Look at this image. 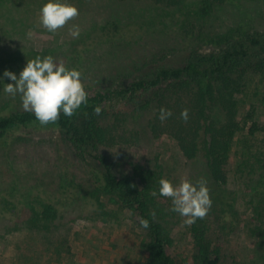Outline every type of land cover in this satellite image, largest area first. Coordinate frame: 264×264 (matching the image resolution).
I'll list each match as a JSON object with an SVG mask.
<instances>
[{
	"label": "trees",
	"instance_id": "1",
	"mask_svg": "<svg viewBox=\"0 0 264 264\" xmlns=\"http://www.w3.org/2000/svg\"><path fill=\"white\" fill-rule=\"evenodd\" d=\"M243 2L250 0H149L154 12L139 21V27L167 23L177 33L186 31L191 46L181 63L156 65L129 82L101 87L85 85L87 104L72 117L61 112L55 124L42 126L34 113L24 109L0 115V142L9 136L24 141L35 134L57 132L61 140L77 149L79 159L87 161L86 170L78 176L57 148L52 169H46L54 176L48 184L50 189L37 186L32 191L33 185L24 181L18 186L13 181L3 196L0 212H9L14 220L11 223L5 220L2 229L48 232L96 209L104 212L101 198L106 197L135 213L140 226L141 218L149 221L148 228L141 226L144 232L140 243L145 253L142 264H175L168 253L173 239L161 216L163 196L158 185V180L164 178L161 164H134L131 172L116 173L108 157L98 151L101 145L122 142L129 132L123 123L127 119L125 113L115 115V122H104L103 118L108 106L125 102L143 112L150 111L154 134L173 137L189 166L204 164L212 200L207 216L216 226L217 238L224 241L239 226L236 201L241 198L242 208L252 212L249 232L257 238L259 234L257 245L263 251L264 139L257 144L254 136L258 130L264 133V124L255 119L254 105L241 118L239 114L240 96L253 75L258 76L262 85L260 104L264 109V31L252 30L237 18ZM9 12L3 9L0 15ZM218 19L222 21L216 22ZM203 45L214 48L201 52L198 47ZM37 56L38 53H33L29 59ZM97 105L102 108L100 115L94 113ZM161 107L172 112L164 122L159 119ZM183 109L188 110L186 122L180 117ZM236 143L237 151L233 149ZM10 153L11 149L6 147L1 156L6 159ZM28 161L31 168L21 170L23 179L38 169L36 162ZM95 162L100 168L95 167ZM246 170L250 178L241 184L235 182L237 186L232 174L236 176ZM16 190L18 195H13ZM154 190L157 195L151 196ZM11 196L14 200H10ZM89 207L91 210H86ZM209 219H198L190 226L193 253L187 264H211L213 256H219L220 244H213L208 237ZM260 257L264 259V253Z\"/></svg>",
	"mask_w": 264,
	"mask_h": 264
},
{
	"label": "rangeland",
	"instance_id": "2",
	"mask_svg": "<svg viewBox=\"0 0 264 264\" xmlns=\"http://www.w3.org/2000/svg\"><path fill=\"white\" fill-rule=\"evenodd\" d=\"M46 2L0 0V12L10 10L6 15H0V115L23 110L19 94L13 97L4 92L6 84L14 83L4 77V72L11 71L18 78L33 53H38L41 58L51 55L56 61L63 60L66 66L82 73L84 85L101 87L129 82L159 64L181 63L190 51L191 43L186 31L177 33L167 23L139 27V21L148 19L154 12L149 0H67L78 8L79 16L55 32H49L39 20L40 8ZM240 10L237 18L241 22L247 23L252 30L264 31V0L243 2ZM220 21L218 19L216 22ZM73 24L80 26L79 38L69 34ZM198 48L201 52H209L214 46ZM18 58L21 61H17ZM261 90L258 76L253 75L240 96L242 113L239 116L241 118L254 105L255 119L263 125ZM119 113H125L127 119L123 123L130 133L126 131L127 135L118 144L98 148L108 157L116 173L131 172L134 164L152 166L157 162L162 166L164 178L173 184H178L182 177L194 183L203 177L208 184L204 164L198 162L193 167L189 166L173 137L166 133L159 136L154 134L150 111L143 112L134 104L118 102L108 106L104 122H115V115ZM254 137V142L260 144L264 139L263 131L258 130ZM6 147L11 149V156L5 159L1 155ZM238 147L236 143L233 149L237 151ZM57 148L69 160L70 169L78 176L83 175L87 161L79 159L77 149L61 140L57 132L35 134L24 141L9 136L0 142V204L13 181L18 182V186L24 181L26 185H33L32 191L37 186L49 188L48 184L54 176L46 169H52L54 149ZM28 160L36 162L38 169L23 179L21 170L31 168ZM94 165L100 168L97 162ZM232 175L233 182L238 184L250 178L247 170ZM12 194L18 195L17 190ZM14 198L11 196L10 200ZM101 199L104 212L96 209L89 215L78 217L71 224L44 233L28 229L4 230L2 225L5 220L11 223L14 217L9 212H0V264H142L145 253L140 239L144 230L138 223L137 215L106 197ZM160 204L163 223L173 239L168 253L175 264H187L193 253L190 226L185 225L184 218L172 211L170 198L163 197ZM236 207L241 222L224 241L217 238L216 226L206 216L209 219L208 237L213 244H220L219 256H213L211 264H262L264 259L260 255L264 250L261 251L257 245L259 234L257 238L248 229L252 212L246 207L242 208L241 198L236 201Z\"/></svg>",
	"mask_w": 264,
	"mask_h": 264
},
{
	"label": "clouds",
	"instance_id": "3",
	"mask_svg": "<svg viewBox=\"0 0 264 264\" xmlns=\"http://www.w3.org/2000/svg\"><path fill=\"white\" fill-rule=\"evenodd\" d=\"M78 16V8L67 0H47L39 12L40 23L49 32L63 28ZM80 32V26L76 24L69 29L73 38H79ZM4 77L14 82L6 84L4 92L13 97L19 94L23 109L34 113L42 126L58 122L61 112L72 117L82 105L87 104L88 93L82 82V73L76 68L66 66L63 60H54L51 55L28 59L18 78L8 70H5ZM101 112L102 108L97 105L94 113L100 115ZM171 116L170 110L163 107L159 109L161 122ZM180 117L186 122L188 110L183 109ZM158 185L159 194L171 199L172 211L184 218L185 225L191 226L198 219H204L211 209L210 191L203 177L195 183L182 177L178 184H173L168 178H160ZM150 195L156 196L157 192L154 190ZM151 215L154 216L155 213ZM140 224L144 228L149 227L147 219L141 218Z\"/></svg>",
	"mask_w": 264,
	"mask_h": 264
}]
</instances>
